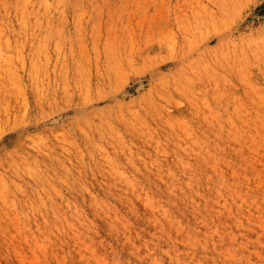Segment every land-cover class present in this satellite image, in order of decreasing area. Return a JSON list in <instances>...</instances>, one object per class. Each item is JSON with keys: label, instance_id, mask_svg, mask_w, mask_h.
I'll return each instance as SVG.
<instances>
[{"label": "rangeland", "instance_id": "obj_1", "mask_svg": "<svg viewBox=\"0 0 264 264\" xmlns=\"http://www.w3.org/2000/svg\"><path fill=\"white\" fill-rule=\"evenodd\" d=\"M226 3L0 0V264H264V0Z\"/></svg>", "mask_w": 264, "mask_h": 264}, {"label": "bare ground", "instance_id": "obj_2", "mask_svg": "<svg viewBox=\"0 0 264 264\" xmlns=\"http://www.w3.org/2000/svg\"><path fill=\"white\" fill-rule=\"evenodd\" d=\"M226 1H228V0H224V2L226 3ZM234 3V2H233ZM227 4V3H226ZM236 4V3H235ZM233 6H234V4H232ZM228 6V5H227ZM229 8V7H228ZM216 80H217V78H215ZM141 87H142V82H134L133 84H131L128 88H127V91H126V94L127 95H131V94H133V93H135L136 91H140V89H141ZM214 109V108H213ZM221 109V108H220ZM222 114V113H221ZM208 128H209V126H208ZM210 130V129H209ZM252 130V129H251ZM207 136H209V134L207 135ZM220 137V136H219ZM211 142V141H210ZM236 147V146H235ZM217 150V149H216ZM244 153V152H243ZM216 155H218V154H216ZM240 156V155H239ZM250 181V180H249ZM136 183V182H135ZM156 186H157V184H156ZM85 187V186H84ZM167 190V189H166ZM111 191V190H110ZM156 191H158L157 189H156ZM155 191V192H156ZM159 193V192H158ZM156 194H157V192H156ZM160 194V193H159ZM166 194V193H165ZM114 195V194H113ZM158 196V195H157ZM239 196H240V194H239ZM172 199V198H171ZM133 200V199H132ZM185 202V201H184ZM108 204V203H107ZM112 204V203H111ZM175 204V203H174ZM101 206V205H100ZM177 206H179V204L177 205ZM111 207V206H110ZM123 207H124V205H123ZM172 209V208H171ZM183 211V210H182ZM180 222H181V220H180Z\"/></svg>", "mask_w": 264, "mask_h": 264}]
</instances>
